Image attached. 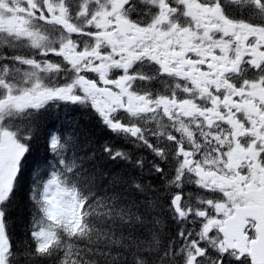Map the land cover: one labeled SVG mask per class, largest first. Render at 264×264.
I'll return each instance as SVG.
<instances>
[{
    "label": "snow or ice",
    "instance_id": "1",
    "mask_svg": "<svg viewBox=\"0 0 264 264\" xmlns=\"http://www.w3.org/2000/svg\"><path fill=\"white\" fill-rule=\"evenodd\" d=\"M61 106L147 155L47 134L15 241ZM97 152L127 169L105 185ZM49 260L264 264V0H0V264Z\"/></svg>",
    "mask_w": 264,
    "mask_h": 264
},
{
    "label": "trees",
    "instance_id": "2",
    "mask_svg": "<svg viewBox=\"0 0 264 264\" xmlns=\"http://www.w3.org/2000/svg\"><path fill=\"white\" fill-rule=\"evenodd\" d=\"M17 54L27 55L28 53L20 52ZM37 125L40 135L26 166L28 180L22 185L17 200L10 212L14 240L23 241L28 239L30 243L31 241L26 235L33 215L32 202L29 199L30 179L33 169H38V166L51 159V156L45 149V136L47 134L53 132L67 133L75 130L81 139L85 141L86 145L90 142L92 148H98L100 144L111 141L117 148H122L128 152H135L137 156L147 155L146 152L134 150L122 138L115 136L110 130L103 127L95 115L84 112L76 106L52 107L38 117ZM86 151L91 155L90 150L86 148ZM95 163L98 172L104 176L103 182L105 185L108 179L118 173L124 172L128 167L122 161L110 162L99 152L96 153ZM164 224L167 227H173L168 219L164 220ZM21 264H23V261ZM47 264H53V262L49 260Z\"/></svg>",
    "mask_w": 264,
    "mask_h": 264
}]
</instances>
